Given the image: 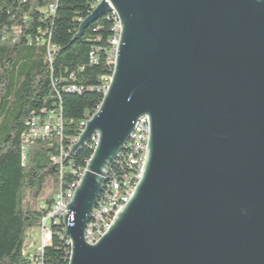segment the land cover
<instances>
[{"label": "water", "instance_id": "water-1", "mask_svg": "<svg viewBox=\"0 0 264 264\" xmlns=\"http://www.w3.org/2000/svg\"><path fill=\"white\" fill-rule=\"evenodd\" d=\"M112 11L111 82L65 157L97 136L63 215L69 264H264V0H98L73 40ZM144 115L141 178L90 244L91 212Z\"/></svg>", "mask_w": 264, "mask_h": 264}, {"label": "trees", "instance_id": "trees-1", "mask_svg": "<svg viewBox=\"0 0 264 264\" xmlns=\"http://www.w3.org/2000/svg\"><path fill=\"white\" fill-rule=\"evenodd\" d=\"M48 2L0 0V34L4 28L21 27L15 41L0 42V264H32L24 254L28 233L39 226L60 184L58 166L51 160L59 153L58 137L33 141L22 157L21 136L27 118L32 113L43 118L45 111L55 110L63 117L64 139L78 137L81 125L103 99V90H98L101 77L107 76L108 81L113 71L108 53L115 22L109 14L73 40L98 0H57L54 14L45 16L40 7ZM28 38H32L31 44ZM93 50L96 63L90 62ZM72 85L81 89H67ZM94 147L89 140L72 156L71 162L80 172ZM136 173L129 171V179H135ZM63 180L65 186L72 180L71 174L64 173ZM48 181L53 191L39 199ZM61 227L59 220L44 248L43 264H68L70 248Z\"/></svg>", "mask_w": 264, "mask_h": 264}, {"label": "built area", "instance_id": "built-area-1", "mask_svg": "<svg viewBox=\"0 0 264 264\" xmlns=\"http://www.w3.org/2000/svg\"><path fill=\"white\" fill-rule=\"evenodd\" d=\"M48 1L49 2L46 5L40 7L42 14L45 16L53 15L57 7V0ZM112 14H116L115 11L109 13L111 18ZM19 34H21L20 26H13L11 29L4 28L0 34V42H5L9 39H13V41H15ZM27 42L31 44L32 38H28ZM117 43L118 42L115 40L113 52L108 53L109 64L110 58L116 56ZM51 48L55 49L54 47ZM48 50H50V46H48ZM97 61V54L93 50L90 53V62L96 63ZM106 79L107 76L101 77V83L98 86V90H108L109 86H106ZM67 89L81 88L72 85ZM89 116L91 115H88L87 117ZM25 125L27 129L21 136L23 141V145L21 147L23 158L26 156L29 144L35 140H46L52 137H58L60 141L59 153L51 158L52 162L58 166L60 184L55 190L53 203L47 213L41 218L39 226L34 232L28 233V239L31 243L27 242L24 250V254L32 264H43L44 248L51 242L53 233L59 226V219H63V215L66 214V204H68L72 199L70 198L71 187L79 185L77 184V175L80 173V167L73 166L71 162L72 156H68L66 159L65 157L84 130L86 119L85 123L81 125V131L78 137L70 138L68 140H65L63 135L62 114H55V110L45 111V116L43 118H40V116L32 113L27 118ZM146 131L147 123L146 115H144L138 118L135 123L132 131L131 144H129V147H126L125 152L116 158L113 167L107 175L104 186V201L96 202L89 218L87 242H90V239L99 236V231H102V228L105 226V222H107L108 218L111 217V212H113L114 209H120V206L125 203L126 193L134 192L141 178L146 161V150H144V132ZM90 140H92L93 143H97V136L92 137ZM129 171H138V179H129ZM66 172L71 174L72 180L65 183L66 185L64 186L63 179L64 173ZM40 206L44 207V204L41 203ZM64 228L65 227H61V235L63 239Z\"/></svg>", "mask_w": 264, "mask_h": 264}, {"label": "bare ground", "instance_id": "bare-ground-1", "mask_svg": "<svg viewBox=\"0 0 264 264\" xmlns=\"http://www.w3.org/2000/svg\"><path fill=\"white\" fill-rule=\"evenodd\" d=\"M112 18H113V20H114L115 23H114V35H113V38L111 39L112 49H111L110 53H112L113 50H114L115 40H116V42L119 41V33H120L119 19H118L117 14H112ZM110 59L113 61V70H114L115 57H112V58H110ZM112 74H113V71H112ZM111 78H112V75H111V77L108 79V81H106V86H109V85H110ZM103 92H104L103 94L105 95L106 92H107V90H103ZM92 115H93V114H92ZM92 115H91V116H92ZM91 116H90V117H91ZM90 117H89V118H90ZM89 118H88V119H89ZM88 119L86 120V123H87ZM146 123H147V131L144 132V150H146V148H147L148 135H149L148 116H146ZM131 138H132V133H131L130 138L128 139V141L125 143L124 148H123V149L120 151V153L118 154V156H120L121 152H122L123 150H125L126 147H129V144H131ZM96 144H97V143H95V147H96ZM95 147H94V148H95ZM88 161H89V160H88ZM88 161H87V163H88ZM87 163H86L85 168L79 173V176H78V178H77V184H80V181H81V179H82V177H83V175H84V173H85V171H86ZM135 179H138V171H137V173H136V175H135ZM104 186H105V183H104V185H103V189H102V191H101V193H100V196H99V198H98L97 201H104ZM76 187H77V186H73V187H71V190H70V198L73 197V194H74V192H75V190H76ZM132 194H133V193H126V200H125V203H123L122 206H120V209H114V211L111 212V217L108 218V221H107V222H105V226H104V228H102V231H99V236H96L95 238L90 239V242H88V243H90V244H94L95 242H97V241L102 237V235H104V234L107 232V230H108L109 227L111 226V224H112V222H113V220H114L116 214H117V213L122 209V207L128 202V200H129V198L132 196ZM59 220L62 221L63 227H66V226L64 225V223H63V219H59ZM64 231H65V228H64ZM87 231H89V221H88V223H87V225H86V229H85V239H86V241H87ZM64 238H65V237H64ZM65 239H66L67 244H68V246H69V248H70V240H69L68 238H65ZM69 259H70V251H69V255H68V264H69Z\"/></svg>", "mask_w": 264, "mask_h": 264}, {"label": "rangeland", "instance_id": "rangeland-1", "mask_svg": "<svg viewBox=\"0 0 264 264\" xmlns=\"http://www.w3.org/2000/svg\"><path fill=\"white\" fill-rule=\"evenodd\" d=\"M52 191H53V190H52V183H51V181H48V182L46 183V185H45V188H44L43 194H42V196H41L39 199L45 197V195L51 193ZM34 231H35V230H34ZM34 231H33V232H34ZM36 235H37V234H36ZM27 242H29V239L27 240ZM29 243H31V242H29Z\"/></svg>", "mask_w": 264, "mask_h": 264}]
</instances>
